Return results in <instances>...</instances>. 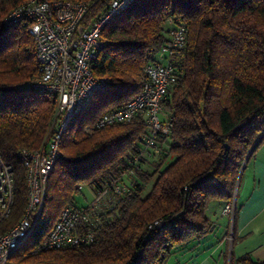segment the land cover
Wrapping results in <instances>:
<instances>
[{"label": "trees", "instance_id": "trees-1", "mask_svg": "<svg viewBox=\"0 0 264 264\" xmlns=\"http://www.w3.org/2000/svg\"><path fill=\"white\" fill-rule=\"evenodd\" d=\"M28 1L0 0V154L12 168L14 191L5 227L20 218L27 199L17 154L43 147L55 120L53 98L30 86L39 73L28 25L3 24ZM64 1L87 4V26L111 0ZM181 24L185 44L170 58L177 78L161 104L172 133L156 139L158 153L144 156L152 150H144L148 130L139 118L93 130L99 117L140 93L144 66L163 60L158 53L168 30ZM91 72L107 85L63 134L42 214L11 264H185L213 230L212 204L233 202L235 218L243 169L264 144V0H135L103 28ZM78 185L93 194L107 189L94 221L77 227L91 242L32 254L64 207H86L76 205ZM231 264L264 261L246 254Z\"/></svg>", "mask_w": 264, "mask_h": 264}, {"label": "built area", "instance_id": "built-area-1", "mask_svg": "<svg viewBox=\"0 0 264 264\" xmlns=\"http://www.w3.org/2000/svg\"><path fill=\"white\" fill-rule=\"evenodd\" d=\"M134 1L111 0L105 13L90 20L87 26L83 24L87 4L64 0H30L14 9L3 20L5 26L21 22L28 25L39 73L38 80L30 86L53 98L55 120L51 128V131L54 129L52 135L43 147L32 152L22 149L17 154L25 170L27 199L22 215L9 227H5V224L10 219L14 202L13 172L0 154V264H11L15 250L24 244L42 214L47 179L60 156L59 144L63 134L86 110L93 95L107 85V78L94 77L91 72V63L100 47L103 28ZM185 37V25L170 27L167 41L158 53L164 62L147 63L143 68L145 82L140 93L123 107L99 117L91 126L92 129L127 124L139 118L148 130L143 138L144 150H152L153 154H157L158 149L154 146L156 139L166 141L172 133L169 116L164 119L161 117V104L177 78L170 58L184 47ZM84 131L89 132V127H85ZM149 155L147 153L144 156ZM138 160L135 158L132 161L133 168ZM112 185L115 192L121 191L119 186ZM106 196L107 189H104L93 194V200L84 209L64 207L48 235L31 253L90 243L91 234L79 233L77 227L94 221ZM233 209V206L226 204L222 214L228 215ZM153 226L161 229L163 223L155 221Z\"/></svg>", "mask_w": 264, "mask_h": 264}, {"label": "crops", "instance_id": "crops-1", "mask_svg": "<svg viewBox=\"0 0 264 264\" xmlns=\"http://www.w3.org/2000/svg\"><path fill=\"white\" fill-rule=\"evenodd\" d=\"M161 116L164 119L166 114ZM81 191L87 200L91 198L88 187ZM237 201L235 218L222 214V206H210L207 216L213 230L200 240L185 264H231L246 254L255 262L264 261V144L243 169Z\"/></svg>", "mask_w": 264, "mask_h": 264}, {"label": "rangeland", "instance_id": "rangeland-1", "mask_svg": "<svg viewBox=\"0 0 264 264\" xmlns=\"http://www.w3.org/2000/svg\"><path fill=\"white\" fill-rule=\"evenodd\" d=\"M169 26H171L170 23H167L165 29H166L167 27H169ZM157 62H159V61H157ZM161 117H163V116H161ZM80 120H81V118H78V120H77L76 123H75V126L78 125V123L80 122ZM53 130H54V129H53ZM53 130H52V131L50 130V132L48 131V134H47L46 138H45L44 141H43V145L46 144V143L48 142V140L50 139V137H51V135H52ZM158 150H159V149H158ZM151 153H152V151H150V154H151ZM85 189H87V186L85 187V185H78V191H77L78 193H77V195H76V197H75V202H76V205H77V206H82L84 203L86 204L85 206H87V205H89V204L91 203V201L93 200V192H91V191H90L91 198L87 200V195H86L84 192L81 191V190H85ZM80 198H81V199H85V200H81ZM227 204H229L230 207L233 206V208H234V204H233V202H232V203L230 202V203H227ZM82 207H84V205H83ZM231 209H232V208H231ZM231 212H232V213H229L227 216L231 217V216L233 215V213H234V209H233V211H231ZM30 241H31V238H30V237L26 238V240H25L24 245L22 246V248H24V247H25Z\"/></svg>", "mask_w": 264, "mask_h": 264}, {"label": "water", "instance_id": "water-1", "mask_svg": "<svg viewBox=\"0 0 264 264\" xmlns=\"http://www.w3.org/2000/svg\"><path fill=\"white\" fill-rule=\"evenodd\" d=\"M26 87H27L26 85L23 86V88H26ZM247 160H248V157H247V159L245 160V163L247 162Z\"/></svg>", "mask_w": 264, "mask_h": 264}]
</instances>
